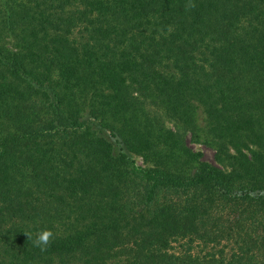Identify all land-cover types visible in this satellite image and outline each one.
<instances>
[{
    "label": "trees",
    "instance_id": "1",
    "mask_svg": "<svg viewBox=\"0 0 264 264\" xmlns=\"http://www.w3.org/2000/svg\"><path fill=\"white\" fill-rule=\"evenodd\" d=\"M188 2L0 0V264H264V0Z\"/></svg>",
    "mask_w": 264,
    "mask_h": 264
},
{
    "label": "rangeland",
    "instance_id": "2",
    "mask_svg": "<svg viewBox=\"0 0 264 264\" xmlns=\"http://www.w3.org/2000/svg\"><path fill=\"white\" fill-rule=\"evenodd\" d=\"M195 120L197 122V128L192 132L187 131L184 134L185 143L194 150L199 151L203 159L214 162V146L209 142L206 128L204 127L205 114L200 105L196 107ZM132 155L136 163L141 165L148 164L140 154L132 152Z\"/></svg>",
    "mask_w": 264,
    "mask_h": 264
},
{
    "label": "clouds",
    "instance_id": "3",
    "mask_svg": "<svg viewBox=\"0 0 264 264\" xmlns=\"http://www.w3.org/2000/svg\"><path fill=\"white\" fill-rule=\"evenodd\" d=\"M185 7L186 9H191L195 7V4L192 2V0H189ZM26 234L28 236V239H31V236L28 233ZM53 238L54 233L51 230L43 229L36 235L35 239L32 242L35 247L39 248L43 252L47 251Z\"/></svg>",
    "mask_w": 264,
    "mask_h": 264
}]
</instances>
